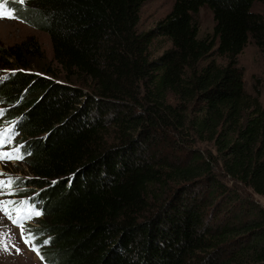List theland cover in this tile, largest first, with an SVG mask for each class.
<instances>
[{
  "label": "trees",
  "instance_id": "1",
  "mask_svg": "<svg viewBox=\"0 0 264 264\" xmlns=\"http://www.w3.org/2000/svg\"><path fill=\"white\" fill-rule=\"evenodd\" d=\"M145 1L4 9L48 34L59 69L33 37L0 45V118H12L27 184L39 189L28 216L41 213L49 255L37 253L46 264H264V209L240 201L223 218L216 160L193 148L213 142L225 172L264 195V105L237 63L249 39L264 53V19L252 11L264 0H174L139 32ZM203 6L214 25L200 37ZM156 36L171 46L150 58ZM212 52L224 63L203 65Z\"/></svg>",
  "mask_w": 264,
  "mask_h": 264
},
{
  "label": "rangeland",
  "instance_id": "2",
  "mask_svg": "<svg viewBox=\"0 0 264 264\" xmlns=\"http://www.w3.org/2000/svg\"><path fill=\"white\" fill-rule=\"evenodd\" d=\"M29 0L20 3L19 0H0V11L11 12L13 18H0V45L8 46L18 43L22 40L33 37L39 44L45 60V65H49L54 72H59L58 66L55 64L52 55V46L49 36L46 32L36 29L28 23L19 20L14 10H4L9 6L16 5L20 8L27 6ZM174 0H146L140 10V19L137 25L139 32L147 31L153 28L158 20L163 18L170 10ZM252 11L260 14L264 19V3L256 2L252 6ZM200 37H205L212 34L214 25L212 12L206 6L199 9L194 17ZM171 46L170 41L165 36H156L152 39L148 46L150 58L158 57L164 50ZM211 60L223 64L224 59L220 58L215 52L208 55L202 64H206ZM238 66L242 70V79L244 89L247 93L255 95L258 91V99L261 105H264V53L261 51L252 39H249L247 44L237 56ZM60 76V75H59ZM168 101L173 102L174 99L168 96ZM12 118L6 116L0 118V129L11 128ZM18 135L10 141L9 145L3 148V151H11L18 146ZM172 146V145H171ZM193 148L201 151L205 159L208 155L215 158V163L212 164V173L217 180L222 184L225 194L215 192L214 200L217 204V210L221 211L220 215L223 218H228L239 211L240 201H254L264 209V195H259L247 185L231 178L223 169L221 160L217 158L215 146L211 141L195 140ZM171 152L169 149H164L163 154L174 160L178 159L182 154L179 149H174ZM23 159H12L5 163H0V180H6L8 177L17 178L11 186V191H4L0 197V201H13L14 204L9 207L12 209L14 217H29L28 210L32 209L34 195L39 190L33 185L27 184L31 175L28 172L26 165L27 156L20 153ZM203 177H201L202 179ZM209 186L208 183L202 186L201 195L206 196ZM165 192V191H164ZM221 195V196H220ZM232 197L230 201L229 198ZM19 209L17 212L16 210ZM35 213V212H34ZM33 215L23 222L20 226L11 224V218L0 211V244L4 247L0 249V264H46L48 261L38 255V251L49 255L47 243L42 240L46 239L44 235H37V229L42 220V216ZM23 233V236H22ZM26 241H28L26 243ZM48 248V249H47Z\"/></svg>",
  "mask_w": 264,
  "mask_h": 264
},
{
  "label": "snow or ice",
  "instance_id": "3",
  "mask_svg": "<svg viewBox=\"0 0 264 264\" xmlns=\"http://www.w3.org/2000/svg\"><path fill=\"white\" fill-rule=\"evenodd\" d=\"M19 2L24 3L25 0H19ZM0 18H13V14L11 12L0 11ZM12 131H13L12 128L0 129V144L8 143V141L3 137L7 136V134L11 133ZM11 159H23V156L20 155V148H14L11 151H0V160H11ZM0 175H4V174L0 173ZM15 179L17 178L8 177L6 180H0V193H3L4 191H11V186L15 183ZM14 203L15 202L13 201H0V211H4L5 214L8 215L9 218H11L12 209L9 206ZM16 211L18 212L19 209H17ZM34 215L39 216L41 215V213L35 212ZM20 220L21 217L17 216L13 222L19 224ZM27 242L28 241H26V243ZM45 243H47V241H45ZM3 247L4 246L0 244V249H2ZM34 250L38 251V249H34Z\"/></svg>",
  "mask_w": 264,
  "mask_h": 264
}]
</instances>
